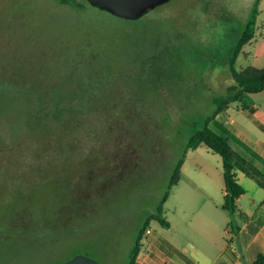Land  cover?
Wrapping results in <instances>:
<instances>
[{
    "label": "rangeland",
    "instance_id": "obj_1",
    "mask_svg": "<svg viewBox=\"0 0 264 264\" xmlns=\"http://www.w3.org/2000/svg\"><path fill=\"white\" fill-rule=\"evenodd\" d=\"M256 1L182 0L181 9L147 13L155 15L144 26L91 4L0 0V264H58L77 253L127 264L140 225L167 190L162 207L171 227L153 219L154 232L205 263L224 244L244 250L256 231L250 225L237 237L227 226L222 156L205 143L187 144L234 83L229 58ZM253 28L239 71L264 65V0ZM74 68L102 88L77 98L92 110L69 121L65 111L60 122L53 109L74 99L64 89ZM254 105L264 112V90L245 93L219 117L258 133ZM183 157L181 179L170 187ZM243 183L264 193L255 178Z\"/></svg>",
    "mask_w": 264,
    "mask_h": 264
},
{
    "label": "trees",
    "instance_id": "obj_2",
    "mask_svg": "<svg viewBox=\"0 0 264 264\" xmlns=\"http://www.w3.org/2000/svg\"><path fill=\"white\" fill-rule=\"evenodd\" d=\"M57 1L61 4L71 5L79 9L85 8L88 4H91L88 0H57ZM260 1L261 0L256 1L252 16L250 17V21L248 23V30L244 32L242 37L237 42V45L231 51L232 53L229 58V63L233 72L234 83L229 87L228 95L221 96L215 100L216 106L212 110V113H210L206 117L204 121V125L200 128H197L194 131L187 144L188 147L195 149L200 144L205 143L209 146L210 149H213L215 152L219 153L222 156L224 177H225V202L223 204V208L227 209L231 214L230 224H234L236 222L237 212L239 211L237 200L243 193L246 192L245 187L238 181L236 168L238 166H241L248 175L257 178L260 181L261 185H264V175L252 162L248 161L247 159H243V158L240 159L238 153L236 152L232 144L228 141V139L219 132H217L216 130H214L212 127H210V122L214 120L218 114H221L223 113V111H226L229 108L230 103L232 101L242 99L245 93H255L264 90V65L263 66L248 65L240 71L237 70L235 66L241 48L243 47L244 44H246V42H249L254 37L255 31L253 27L256 24L258 6L260 4ZM157 8L158 9L156 12H161V10L166 11L168 9L170 10L181 9L182 0H171L167 3L158 6ZM153 15H155V13L146 14L145 15L146 18L144 19L143 17H141L135 20L133 19H127V20H133L138 22L144 21L143 25L145 26L147 25L145 21H147V19H149ZM156 41L157 44L160 40H156ZM72 74H73V78H72L71 86L70 84L69 86L66 85L64 89H66V93L71 98L74 99L68 101L64 99H60L57 106H55V109H53L55 110V114H52V117L60 122H66L73 119V115L75 113H78L80 117L84 114V112L87 111L88 108L92 110V108L90 107H84L82 105H78L77 98L79 97L84 98L88 96L89 95L87 92L88 88H91L93 86H96V88L99 90L102 88L101 86L103 82L99 78H92L90 75L88 76L81 75V73L78 72L77 68H74ZM78 90H81L80 94ZM99 96L100 94L98 96H93V97L98 98ZM74 102L77 103L75 106H74ZM90 104L92 105L93 108L96 106L95 101L90 102ZM77 105L79 107H77ZM65 111L71 112L69 113V116L66 119V121L63 120L66 116V114H63ZM50 112L51 109L49 108V106L47 104H44L40 118V120L43 123H46V121H48L49 118H52ZM185 158L183 157L178 161L175 167V171L172 174L171 180L170 182H168L170 187L176 185L180 181L182 165L186 160ZM169 195H170L169 190H167L164 193L160 202L158 203L156 207V211L147 215V217L140 225L135 240L128 252L129 258L127 264H139L138 257L144 247L143 240L145 237L144 235L146 231L145 229L148 228V226L150 225L153 219L159 220L165 226L169 225V221L165 219V217L163 216V207H162L166 202V200L168 199ZM257 256L258 257L255 259V261L247 264H264V252L260 253Z\"/></svg>",
    "mask_w": 264,
    "mask_h": 264
},
{
    "label": "crops",
    "instance_id": "obj_3",
    "mask_svg": "<svg viewBox=\"0 0 264 264\" xmlns=\"http://www.w3.org/2000/svg\"><path fill=\"white\" fill-rule=\"evenodd\" d=\"M252 111L254 113L251 118L258 127V133L246 135L241 131L242 129L233 124V120L225 119V117L221 119L220 114L212 120L215 124L213 129L228 139L236 152L240 153V155L238 154L240 158L245 154L264 175V112L257 105H254ZM236 173L238 181L245 187L246 192L237 200L239 206L238 221L236 219L234 224H230L229 221L227 226L231 225L234 234L238 237L240 233H244L253 225L250 230L256 231V233L246 244L244 250L237 249L233 243L224 244L220 247L216 257L205 263L202 259L188 254L187 248L183 244L173 242L162 230L156 233L151 229L152 232L143 240L144 247L138 257L139 264H247L255 261L257 255L264 252V193L258 196L256 192L251 193L246 188L243 181L255 177L248 175L241 166L236 168ZM261 186L264 190V185ZM209 212L217 214V211ZM186 220L187 216L184 215L182 217V230H187V225L184 224ZM167 227H171V224L169 223ZM199 227L201 230L210 229L209 223H202Z\"/></svg>",
    "mask_w": 264,
    "mask_h": 264
},
{
    "label": "water",
    "instance_id": "obj_4",
    "mask_svg": "<svg viewBox=\"0 0 264 264\" xmlns=\"http://www.w3.org/2000/svg\"><path fill=\"white\" fill-rule=\"evenodd\" d=\"M92 5L125 19H139L171 0H88ZM58 264H101L97 259L83 253Z\"/></svg>",
    "mask_w": 264,
    "mask_h": 264
},
{
    "label": "built area",
    "instance_id": "obj_5",
    "mask_svg": "<svg viewBox=\"0 0 264 264\" xmlns=\"http://www.w3.org/2000/svg\"><path fill=\"white\" fill-rule=\"evenodd\" d=\"M152 228L151 227H148L147 229H145L146 231H145V238L152 232V230H151ZM144 238V239H145Z\"/></svg>",
    "mask_w": 264,
    "mask_h": 264
}]
</instances>
